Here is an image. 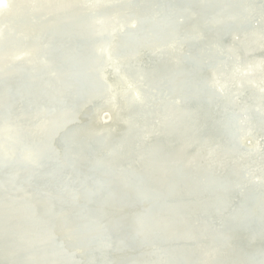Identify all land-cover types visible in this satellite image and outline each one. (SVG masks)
<instances>
[{
  "label": "water",
  "instance_id": "1",
  "mask_svg": "<svg viewBox=\"0 0 264 264\" xmlns=\"http://www.w3.org/2000/svg\"><path fill=\"white\" fill-rule=\"evenodd\" d=\"M0 2V264H264V0Z\"/></svg>",
  "mask_w": 264,
  "mask_h": 264
},
{
  "label": "bare ground",
  "instance_id": "2",
  "mask_svg": "<svg viewBox=\"0 0 264 264\" xmlns=\"http://www.w3.org/2000/svg\"><path fill=\"white\" fill-rule=\"evenodd\" d=\"M0 5H1V2H0ZM156 23V22H155ZM54 24H50L48 27H52ZM56 26V25H55ZM158 26H159V24H153L152 25V28H158ZM57 28V27H56ZM62 33H63V31H61ZM129 36H131V35H129ZM69 41H77V43L79 44V43H81V41H79V40H77L76 38H73L72 36L70 37V39H69ZM163 41V40H162ZM161 41V42H162ZM245 41H246V39L244 38V39H242L241 41H240V45L241 46H243L244 45V43H245ZM126 42L127 43H130L131 42V39H129V40H126ZM161 42H159V43H161ZM78 54V53H77ZM76 54H73L71 57H73V56H75ZM105 106H103L102 108H104ZM103 110H105V112L107 113V114H110V112H111V114L113 115V117L114 118H116V114H115V112H114V110H113V108L112 107H110L109 109H108V107L106 106ZM103 118L104 119H106V118H108V116L107 115H103ZM97 264H102V259H99V260H97Z\"/></svg>",
  "mask_w": 264,
  "mask_h": 264
}]
</instances>
